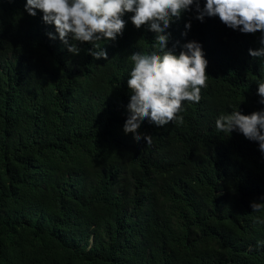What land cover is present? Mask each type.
I'll list each match as a JSON object with an SVG mask.
<instances>
[{
  "label": "trees",
  "instance_id": "obj_1",
  "mask_svg": "<svg viewBox=\"0 0 264 264\" xmlns=\"http://www.w3.org/2000/svg\"><path fill=\"white\" fill-rule=\"evenodd\" d=\"M25 5L0 0V264H264V212L250 206L264 203V153L215 126L264 110V59L249 55L264 34L182 13L167 47L201 44L207 87L182 124L145 120L147 145L123 131L128 57L155 51L156 33L126 13L123 35L100 42L108 61L94 60Z\"/></svg>",
  "mask_w": 264,
  "mask_h": 264
},
{
  "label": "clouds",
  "instance_id": "obj_2",
  "mask_svg": "<svg viewBox=\"0 0 264 264\" xmlns=\"http://www.w3.org/2000/svg\"><path fill=\"white\" fill-rule=\"evenodd\" d=\"M193 5L197 13L195 19L200 22L205 17L218 16L232 30L264 34V0H206L203 8L200 0H26L25 11L32 17L37 11L41 12L43 22L54 25L60 41L70 53L79 55L81 49L76 43L70 44L69 37L73 42L91 44L92 49L87 50V54L94 60L108 61L100 42L115 41L123 35L126 13L132 14L131 23L137 29L147 26L149 31L156 33L152 43L155 51L135 52L128 57L133 64L127 81L131 95L129 116L123 127L124 133L132 134L136 142L144 140L151 145L152 136L138 131L141 124L145 120L156 127L173 122L182 124L183 103H199L202 89L207 87L208 60L202 45L188 42L178 54L177 45L172 49L167 47L171 33L166 30L182 13L192 10ZM185 27L190 29L191 23ZM48 35L55 39L51 33ZM259 43L261 47L249 49V55L264 59V35ZM257 85L259 103L264 104V80ZM215 126L226 134H243L247 140L257 142L259 151L264 153V110L243 115L238 108L230 114H221ZM250 206L253 212H264V203L252 202ZM258 222L264 223V218Z\"/></svg>",
  "mask_w": 264,
  "mask_h": 264
}]
</instances>
